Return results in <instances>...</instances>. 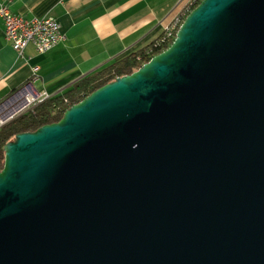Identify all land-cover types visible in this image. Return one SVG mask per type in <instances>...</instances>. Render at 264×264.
Returning <instances> with one entry per match:
<instances>
[{
  "label": "water",
  "instance_id": "obj_1",
  "mask_svg": "<svg viewBox=\"0 0 264 264\" xmlns=\"http://www.w3.org/2000/svg\"><path fill=\"white\" fill-rule=\"evenodd\" d=\"M2 149L0 264H264V0H198Z\"/></svg>",
  "mask_w": 264,
  "mask_h": 264
},
{
  "label": "crops",
  "instance_id": "obj_2",
  "mask_svg": "<svg viewBox=\"0 0 264 264\" xmlns=\"http://www.w3.org/2000/svg\"><path fill=\"white\" fill-rule=\"evenodd\" d=\"M188 0H0L17 14L50 15L64 37L45 52L18 56L2 36L0 117L27 108L30 94L53 95L84 74L158 36Z\"/></svg>",
  "mask_w": 264,
  "mask_h": 264
},
{
  "label": "trees",
  "instance_id": "obj_3",
  "mask_svg": "<svg viewBox=\"0 0 264 264\" xmlns=\"http://www.w3.org/2000/svg\"><path fill=\"white\" fill-rule=\"evenodd\" d=\"M195 4L191 5L190 8ZM174 31L175 29L172 32L173 35ZM162 35L163 32L138 49L84 74L63 90L37 101L31 107L20 111L5 121L0 126V167L3 161L2 145L7 141H11L15 133L33 131L43 123L56 121L65 108L81 99L97 86L112 80L118 75L134 70L142 62L148 60L152 54L168 45L173 37L163 38Z\"/></svg>",
  "mask_w": 264,
  "mask_h": 264
},
{
  "label": "built area",
  "instance_id": "obj_4",
  "mask_svg": "<svg viewBox=\"0 0 264 264\" xmlns=\"http://www.w3.org/2000/svg\"><path fill=\"white\" fill-rule=\"evenodd\" d=\"M198 0H188L181 13L176 15L173 20L164 28L163 38L173 36L184 14L190 9L191 5ZM0 20L2 23V36L11 46L18 56H22L24 47L30 43L38 52H45L63 39L64 35L59 29L58 22L50 15L26 17L12 12L8 6L0 2ZM47 97L46 95L30 94L26 101L27 108L37 101ZM6 120L0 117V126Z\"/></svg>",
  "mask_w": 264,
  "mask_h": 264
},
{
  "label": "bare ground",
  "instance_id": "obj_5",
  "mask_svg": "<svg viewBox=\"0 0 264 264\" xmlns=\"http://www.w3.org/2000/svg\"><path fill=\"white\" fill-rule=\"evenodd\" d=\"M30 98V97H29Z\"/></svg>",
  "mask_w": 264,
  "mask_h": 264
}]
</instances>
